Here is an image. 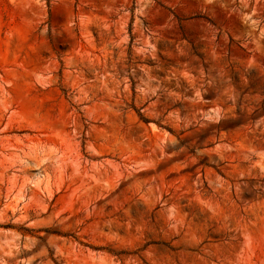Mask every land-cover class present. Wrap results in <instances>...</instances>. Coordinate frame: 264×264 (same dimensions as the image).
<instances>
[{
  "label": "rangeland",
  "instance_id": "obj_1",
  "mask_svg": "<svg viewBox=\"0 0 264 264\" xmlns=\"http://www.w3.org/2000/svg\"><path fill=\"white\" fill-rule=\"evenodd\" d=\"M0 264H264V0H0Z\"/></svg>",
  "mask_w": 264,
  "mask_h": 264
}]
</instances>
